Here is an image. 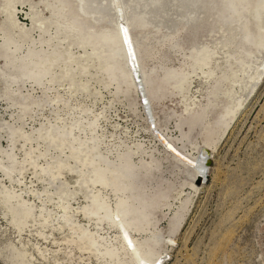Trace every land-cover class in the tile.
Returning a JSON list of instances; mask_svg holds the SVG:
<instances>
[{
	"label": "rangeland",
	"instance_id": "1",
	"mask_svg": "<svg viewBox=\"0 0 264 264\" xmlns=\"http://www.w3.org/2000/svg\"><path fill=\"white\" fill-rule=\"evenodd\" d=\"M91 1L87 0V5L85 0H0V264H117L114 252L105 260L82 255L80 243L72 240L73 232L61 219L63 212L55 208L58 199L53 193L59 182L61 190L67 187L66 191H74L75 202L69 199L72 208L85 205L78 177L66 170L74 167L85 179L89 168L78 162L88 157L92 144L98 153L97 164L123 176L114 188L122 189L128 200L125 220L130 221L132 235L142 247L165 257L161 264H264V71L258 82L244 78L250 68V76L258 72L255 67L264 57V45L259 48L264 43V28L262 36L257 29L262 19L254 20V9L264 0H202L201 7V0H160L161 6L155 0H143L142 10L139 0L133 1L135 5L132 0H127L131 4L126 0H102V4L98 0L106 12ZM116 2L124 3L123 9ZM132 5L134 8H129ZM8 7L14 10L17 24L6 20ZM145 9L165 22L151 18ZM120 21L128 25L129 34L132 32L139 66L136 82L142 84L144 96L131 86V68L121 52L117 54L120 42L115 22ZM130 27L134 28L130 31ZM86 52L90 53L87 68L79 58ZM212 52L220 65H216L215 76L204 82L194 72L200 56ZM99 63L103 68L99 69ZM212 67L211 62L203 69ZM63 68L69 76L86 82L87 88L91 86L89 94L68 92ZM248 82L255 84L252 92L234 114L228 115L232 100L246 94ZM92 93H97L96 98ZM187 107L192 110L185 112ZM70 124L84 128V134L76 130L67 134L62 141L67 149L49 142L52 130L56 143H61L63 135L57 128L67 129ZM91 125H95L92 132ZM159 132L181 152L197 156L200 148L208 151L202 184L195 186L190 168L161 145L156 135ZM76 138L88 143L79 147ZM71 144L81 150L74 154L79 160L70 159ZM42 159L51 164L49 167L61 163L62 178L51 182L53 186L32 164L42 165ZM45 190L51 196L47 207L65 226L61 231L51 222L40 225L43 220L37 194L46 199ZM30 191L33 195L28 196ZM106 195L114 209L116 197L108 191ZM84 215L79 209L73 218L87 225ZM117 236L113 230L103 233L110 246ZM121 253L120 261L131 264Z\"/></svg>",
	"mask_w": 264,
	"mask_h": 264
},
{
	"label": "bare ground",
	"instance_id": "2",
	"mask_svg": "<svg viewBox=\"0 0 264 264\" xmlns=\"http://www.w3.org/2000/svg\"><path fill=\"white\" fill-rule=\"evenodd\" d=\"M84 1V0H83ZM89 1V3L90 2H92L91 0H88ZM96 1V5H98L97 3V1L98 0H95ZM102 0H100V3H102L101 2ZM110 2L112 1V0H109ZM114 1V0H113ZM121 1V0H120ZM123 1H125V0H123ZM122 1V2H123ZM127 1V0H126ZM130 1V0H129ZM134 0H132V2H133ZM137 1V0H136ZM140 2H141V4H139V8H140V5H143V0H139ZM151 2H152V0H150ZM150 1H148V2H150ZM155 1H157L158 2V4L160 5V3H161V1L159 0H155ZM154 1V2H155ZM197 1H199V0H197ZM85 2L87 3V0H85ZM106 2V1H105ZM108 2V1H107ZM117 2H118V0H117ZM116 2V3H117ZM121 2V3H122ZM128 2V1H127ZM132 2H128L129 4H131ZM138 2V1H137ZM136 2V3H137ZM147 2V1H146ZM156 2V3H157ZM160 2V3H159ZM166 2V1H165ZM200 2V1H199ZM85 3V4H86ZM93 3V2H92ZM91 3V6L92 5H94V4H92ZM95 3V2H94ZM115 3V4H116ZM126 3V2H125ZM153 3V2H152ZM152 3H150L151 5H154V7H155V3L154 4H152ZM201 3H202V0H201V2H200V6H199V3L197 4L199 7H201ZM259 3H262V5L260 6L259 4L257 5V8L256 9H254V11H255V16H254V20L257 22V18H260V19H262V22H261V24H258V22H257V29H260L259 31V33H258V35L259 36H262L261 34H262V29L261 28H264V23H263V20H264V17H261V15L263 14L264 15V3H263V1H260ZM102 4H104V3H102ZM102 4L101 5H98L97 7H99V6H102ZM106 5H107V3H105ZM114 4V5H115ZM117 4H120V3H117ZM115 5V6H117L116 8H118V5ZM123 4L124 3H122V5L120 4V6H121V8L123 9ZM133 4H134V2H133ZM144 4H145V2H144ZM87 5H88V3H87ZM106 5H105V7H106ZM128 5V4H127ZM126 5V6H127ZM135 5V4H134ZM147 5H148V3H147ZM146 5V6H147ZM150 5V6H151ZM159 5H157L158 7H160ZM165 5V4H164ZM95 6V5H94ZM93 6V7H94ZM109 5H107V7H108ZM130 6V5H129ZM128 6V7H129ZM156 6V7H157ZM170 6V5H169ZM177 6V5H176ZM193 6V5H192ZM103 7V6H102ZM102 7L100 8V10L102 9ZM114 7V6H113ZM113 7H111L112 9H113ZM143 8L142 9H144V6H142ZM183 7V6H182ZM181 7V8H182ZM104 8V7H103ZM129 8H131V9H133L134 8V6L132 5L131 7H129ZM138 8V5H137V7H136V9ZM146 8V7H145ZM148 8V7H147ZM150 8V7H149ZM173 8H175V7H173ZM6 9V11H7V14H6V20L10 23V24H17L15 21V17H14V15H13V12H14V10L13 9H11V8H5ZM98 9V8H97ZM108 9H110V8H108ZM115 9V8H114ZM125 9H127V8H125ZM124 9V13H125V10ZM135 9V10H136ZM141 9V8H140ZM140 9H137V11L140 13V11L142 10H140ZM191 9V8H190ZM197 9H198V7H197ZM200 9V8H199ZM84 9L82 8V11H83ZM100 10H98V12H101ZM121 10V9H120ZM120 10H117V11H120ZM140 10V11H139ZM149 9H145V11H148ZM159 10V9H158ZM162 10V9H161ZM165 10V9H164ZM171 10H173V9H171ZM175 10V9H174ZM196 10V9H195ZM202 10H203V8H202ZM103 11V10H102ZM104 11L106 12V10H105V8H104ZM114 11V10H113ZM123 11V10H122ZM121 11V13L123 14V12ZM131 11V10H130ZM144 11V12H145ZM150 11V10H149ZM148 11V12H149ZM155 11V10H154ZM185 11V10H184ZM198 11V10H197ZM197 11H196V13H197ZM104 12V13H105ZM116 12V11H115ZM128 12V11H127ZM141 12H143V11H141ZM151 12V11H150ZM149 12V13H150ZM179 12V11H178ZM190 12V11H189ZM188 12V13H189ZM85 13V12H84ZM103 13V12H102ZM111 13H113L112 12V10H111ZM120 13V14H121ZM132 14H133V12H131ZM130 13V14H131ZM134 13H137V12H134ZM145 13H147V12H145ZM184 13V12H183ZM201 13V12H200ZM203 13V12H202ZM128 14V13H127ZM144 14V13H143ZM162 14V13H161ZM167 14V13H166ZM169 14V13H168ZM192 14H194V11L192 12ZM205 14V13H204ZM91 15V14H90ZM98 16H99V14H97ZM112 15H115V13H113ZM126 15V14H125ZM124 15V17L126 18V16H128V15H126L125 16ZM140 15H142L141 13H140ZM147 15H151V13L150 14H148L147 13ZM153 15H154V13H153ZM178 15H180V14H178ZM189 15V14H188ZM198 15H201V14H198ZM197 15V16H198ZM98 16H96V17H98ZM117 16H119L118 14H117ZM146 16V15H145ZM145 16H143V17H145ZM156 16V14L154 15V16H152L151 15V18L152 17H155ZM160 16V15H159ZM158 16V17H159ZM171 16H172V14H171ZM175 16V15H174ZM193 16V15H192ZM195 16H196V14H195ZM204 16V15H203ZM119 17H123V15H121V16H119ZM130 16H128L127 17V20L129 19V21H131L132 19H131V17L129 18ZM147 17V16H146ZM157 17V18H158ZM164 16H162L161 18H163ZM179 17V16H178ZM190 17H191V15H190ZM199 17V16H198ZM205 17V16H204ZM207 17V16H206ZM100 18V17H99ZM112 18H113V16H112ZM116 18V17H115ZM115 18H113V19H115ZM148 18H150L149 16H148ZM147 18V19H148ZM165 18V17H164ZM172 18V17H171ZM185 18V16L183 17V18H181V19H184ZM122 19V18H121ZM120 19V20H121ZM145 19V18H144ZM146 19V20H147ZM155 19H156V17H155ZM155 19H154V21H155ZM187 19V18H186ZM186 19H185V21H186ZM192 19H194L193 17H192ZM196 19V18H195ZM198 19V18H197ZM201 19V18H200ZM97 19H95V21H96ZM99 20H102V19H99ZM117 20V19H116ZM116 20H114V21H116ZM123 20H124V18H123ZM152 21H153V19H151ZM157 20V19H156ZM158 20H159V18H158ZM157 20V21H158ZM187 20H191V18L190 19H187ZM119 21V20H118ZM125 21H126V19H125ZM124 21V22H125ZM129 21L127 22V23H129ZM133 21V20H132ZM157 21H156V23H157ZM161 23H163V21H162V19H160L159 20ZM168 21V20H167ZM98 22V21H97ZM159 22V23H160ZM165 22V21H164ZM172 23H174L173 21H171ZM191 22H195V21H190V23ZM197 22H199L198 20H197ZM133 23V22H132ZM155 23V24H156ZM178 23V22H177ZM188 23V22H187ZM126 24V23H125ZM124 23H121V21L119 22V24H117L116 22H115V25H116V27H117V35H116V37H117V39L119 40V42H120V49L117 51V54H119L120 52H121V54L123 55V57H124V59H125V62H126V64L128 63L129 64V66H128V64H127V66L129 67V69L131 68V70H129V75H130V78H131V82H130V84H131V86L134 88V90H135V88H136V90H135V92H137L138 94H141L142 93V91H143V88L141 89V87H140V85L142 86V84L141 83H139V82H136V80H138V75H137V71H138V73H139V66H138V61H137V57H136V49H135V46L133 45L134 43H132L134 40H133V38H132V36H130L131 34H132V32H130L131 34H129V31L127 30V24L125 25ZM130 24V23H129ZM164 24H166V23H164ZM189 24V23H188ZM131 25V24H130ZM129 25V26H130ZM133 25V24H132ZM131 25V26H132ZM168 25V24H167ZM169 25H171V23H170V21H169ZM191 25V24H190ZM189 25V26H190ZM164 26V25H163ZM172 26H173V24H172ZM176 26V25H175ZM174 26V27H175ZM192 26H193V24H192ZM194 26H196V25H194ZM171 27V26H170ZM131 28L132 27H130V31H131ZM134 28V27H133ZM132 28V29H133ZM173 27H171V29H172ZM166 29H170L169 28V26H168V28H166ZM175 29V28H174ZM132 38V39H131ZM105 41H111V39H104ZM263 45H264V43H260L259 44V48L261 49H263ZM222 46V45H221ZM221 48V47H220ZM223 48H225L224 46H222V49ZM82 49V48H81ZM85 49V48H84ZM85 51H86V49H85ZM89 51H93V50H89ZM83 52V51H82ZM92 54H95L94 52H91ZM90 54V53H89ZM87 55V52H86V55L84 54V56H82V54H81V56H79V58L80 57H82L81 59V63H82V61H84L85 63H83L84 65H82V66H84L85 68H87L89 65H87V63H86V61H87V59H90V55ZM96 55V54H95ZM214 55H216L215 53H211V54H209V55H202V56H200V59H199V61H198V65H197V68H196V71L197 72H194V74L195 75H198L199 77H200V79L201 80H204V82H206L205 80H208V79H210V78H212L213 76H215V74L217 73L216 72V69L218 68V66L220 65L219 63H217V62H215V61H218V60H215V59H213L214 58ZM92 57V56H91ZM95 57V56H94ZM212 57V58H211ZM222 58V57H221ZM225 59H226V57H224ZM224 58H222V59H224ZM95 59H97V58H95ZM98 59H101L100 57L98 58ZM218 59V58H217ZM224 59V62L226 61ZM92 58H91V61L90 62H92ZM102 60V59H101ZM77 60L76 59H74L73 60V62H76ZM89 61V60H88ZM98 61V60H97ZM96 61V62H97ZM100 61V60H99ZM103 61V60H102ZM101 61V62H102ZM128 61V62H127ZM220 61V60H219ZM223 61V60H222ZM222 61H220V62H222ZM79 62V61H78ZM94 62V61H93ZM211 62L213 63V67L211 68V69H209L208 71H205L204 69H203V67H205V66H208V65H210L211 64ZM224 62H222V63H224ZM80 63V62H79ZM80 63V64H81ZM76 64V63H75ZM90 64V63H89ZM94 64V63H93ZM102 65H100V63L98 64V65H100V67H99V69L100 68H103V63H101ZM91 65V64H90ZM95 65H96V63H95ZM216 65H218V66H216ZM214 66H216V68H214ZM91 68H95V67H92V66H90ZM255 68H258L259 70H258V72L256 73L257 74V76H253L252 77V73H251V76L248 74L249 73V71H251V69L252 68H250L249 69V71L248 72H246L245 73V77L244 78H247L248 80H250L249 82L251 83V80L253 79H255V80H257V82H258V80H259V78L261 77V73H263V71H264V57L260 60V62L259 63H257V65H256V67ZM95 70V69H94ZM93 70V71H94ZM253 70H255L254 69V67H253ZM257 70V69H256ZM255 70V71H256ZM96 71V70H95ZM140 71H141V69H140ZM89 73V72H88ZM80 74H81V72H80ZM87 74V73H86ZM94 74V73H93ZM96 74V73H95ZM98 74V73H97ZM140 75H141V78H142V81L140 80V82H142L143 83V74H142V71L140 72ZM247 75H249V76H247ZM87 76V75H86ZM90 75H88V77H89ZM92 77V76H91ZM94 77V76H93ZM62 78L64 79V81L65 80H67V81H65V83L67 82V85L68 86H66V87H68V89H67V91L68 92H70V93H76V92H88L87 91V89L89 88V87H91V86H89L88 88H87V85L85 84L86 82H80L81 80H79L80 78H78V79H75V77L74 76H69L68 75V73H67V71H66V68H63L62 69ZM86 78V77H85ZM95 78V77H94ZM140 78V79H141ZM97 79H98V77H97ZM94 80H96V79H94ZM186 80V79H185ZM245 80V79H244ZM248 80H246V81H248ZM92 81V80H91ZM97 81H99V80H97ZM139 81V80H138ZM184 82H187V81H184ZM248 82V83H249ZM63 83V82H62ZM188 83V82H187ZM247 83V82H246ZM250 83L247 85V89H246V86H245V90H246V94L245 93H242V94H244V95H242V98H241V96L240 95H237V97L236 98H234L233 100H232V103H231V105L228 107V111H227V113H228V115H230L231 116V114H234V112L237 110V109H239V107H241V105L243 104V102L245 101V99H247V96H248V94L250 93V92H252V90H253V88L255 87V84H252V85H250ZM99 84V83H98ZM257 84V83H256ZM143 85H144V83H143ZM243 85H241L242 87H243ZM95 86H97V83H96V85ZM60 87H61V85H60ZM98 87V86H97ZM138 87H140V88H138ZM242 87L240 88L241 90H243L242 89ZM62 88H63V86H62ZM65 88V87H64ZM65 89V90H66ZM70 89V90H69ZM92 89H94V88H92ZM98 89V88H97ZM63 90V89H62ZM95 90V89H94ZM93 90V91H94ZM99 90V89H98ZM97 90V91H98ZM102 90V89H101ZM91 91V90H90ZM93 91H91V92H93ZM60 92H62V91H60ZM95 92V91H94ZM242 92V91H241ZM75 93L73 94V95H75ZM99 93H100V91H99ZM98 93V94H99ZM65 94V93H64ZM67 94H69V93H67ZM87 94V93H86ZM88 94H89V92H88ZM93 94V93H92ZM93 95H95V94H93ZM96 95H97V93H96ZM96 95H95V97L94 98H96ZM103 95V94H102ZM68 96H72V95H68ZM79 96H80V93H79ZM78 96V97H79ZM141 96H144V95H142L141 94ZM88 97H89V95H88ZM74 98V97H73ZM83 98H85V97H83ZM87 98V97H86ZM92 98V97H91ZM99 98V97H98ZM97 98V99H98ZM101 98V97H100ZM105 98V97H104ZM75 99V98H74ZM78 99V98H77ZM88 99V98H87ZM79 100V99H78ZM86 100V99H85ZM99 100V99H98ZM144 100H145V98H144ZM77 101V100H76ZM91 101H92V99H91ZM93 101H94V99H93ZM67 102V101H66ZM73 103H74V101H72ZM80 102V101H79ZM78 102V103H79ZM102 102V101H101ZM78 103H76V104H78ZM90 103V102H89ZM98 103H100V101L98 102ZM103 103V102H102ZM82 104V103H81ZM83 104H85V102L83 101ZM96 104V103H95ZM80 105V104H79ZM78 105H76V107H77ZM81 106V105H80ZM86 106H87V104H86ZM91 106H92V104H91ZM95 106V105H94ZM100 106V105H99ZM82 107V106H81ZM80 107V108H81ZM85 107V106H84ZM189 107H191V105H189ZM189 107H187L186 108V110H185V112H190V110H192L191 108L189 109ZM78 108V107H77ZM91 108V107H90ZM82 109H83V107L81 108V110L80 111H82ZM88 109V108H87ZM86 109V110H87ZM145 109H146V112L148 113V115H149V110H148V108H147V105L145 104ZM89 111V110H88ZM85 112V111H84ZM67 115V114H66ZM228 115H226V116H223V119H225V118H227L228 117ZM65 116V115H64ZM58 117H56V119H57ZM77 118H79V116L77 117ZM61 118H59L58 120H60ZM97 119V118H96ZM57 120V121H58ZM62 120V119H61ZM77 120V119H76ZM79 120V119H78ZM61 122V121H60ZM77 122V123H76ZM74 123V122H73ZM75 123L76 124H78V121H75ZM94 123V122H93ZM92 123V124H93ZM152 123V122H151ZM59 124V123H58ZM64 124V123H63ZM62 123H61V125H63ZM76 124H73V125H67L68 127H67V129H65V128H63L61 125L57 128V130L59 131H61L62 132V135H63V137L62 138H60V141H61V143H56V137L55 136H53L52 135V133H51V131H49L50 133H49V137H48V140H49V142H53V143H55V145L57 146V148L59 147H65V146H63V142L62 141H64V139H65V136L67 135V134H70L71 133V131L72 130H76L77 132L79 131H83L82 129H84V128H82V127H80L79 125L77 126ZM66 125V124H65ZM56 126H57V124H56ZM92 126L93 125H91V127H88V128H90V132H92L91 130H92ZM65 127V126H64ZM95 127V125L93 126V128ZM65 129V130H64ZM95 129V128H94ZM85 132H87V131H85ZM94 133V132H93ZM161 132H159V133H157L156 135H157V137L159 138V140L162 142L161 143V145L162 146H166V150L168 151V152H170L171 154H172V156L174 157V159L177 161V162H179L180 164H182V165H184V166H187L188 168H190V172H191V180L194 182V180H195V178H196V176H199V177H201L202 178V180L204 181V179H205V175H206V171H207V165H208V161H207V157H208V151L207 150H204V149H199L198 151H197V156H193L192 154H189V153H186V152H181V151H179V150H177L176 148H174L166 139H163L162 137H164L165 138V136H164V134H160ZM83 134H84V131H83ZM98 135V134H97ZM163 140H162V139ZM98 139V138H97ZM78 143H77V145H79V147H80V145L82 144V143H88V141H83V140H79V138H76L75 139ZM101 141V140H100ZM99 141V142H100ZM48 142V141H47ZM48 142V143H49ZM90 142V141H89ZM49 144H51L52 145V143H49ZM55 145H54V147H55ZM76 145V144H75ZM76 145V146H77ZM50 146V145H49ZM91 146V147H90ZM89 147H90V151H88V153H89V155H88V157L86 158H84V160H83V162H78V163H80V166H84V164H86L87 166H88V170H89V175L84 179L83 177H85L84 176V174L81 172V171H76V168H74V167H68L67 168V173H69V174H74V175H76L77 177H78V181H77V187H79V189L81 190V193H82V198H83V200L85 201V205L82 207V205L80 206H77V208H72V206L70 205V198H72L73 199V194H74V191H66L68 188L66 187L65 189H64V191L63 190H61V186H63L62 185V182L60 183L59 181V179H61L62 178V174H63V172H62V170H61V163L59 162V164L57 163V165H56V167L54 166V167H49V165H51V164H49L48 165V163H46V162H44V158L45 157H43L42 156V160H43V162H44V164H42V165H40V164H37V162L35 163L34 161H32V164L34 165V168L36 169H38V170H36L37 172H39L40 174H41V176L42 177H44L45 178V181L48 183V184H51V182H56V181H58L59 183L57 184L58 185V187H57V185H56V187H57V192L56 193H53L55 196H56V198L58 199V205H57V207H55V208H57L58 210H61L62 212H63V217L61 218L62 220H63V222H64V224L65 225H67L68 227H69V230L70 231H72L73 232V236H71V238H72V240H74V241H77V242H79L80 244H79V250H80V252H81V254L82 255H94V256H96V257H98V256H100L101 258H99V259H103V260H105V258H107V259H110L111 258V256H112V253L114 252L115 253V255H116V258H117V264H124V262H122V261H120V259H119V253L120 252H122L121 254L125 257V258H127V259H129L132 263L131 264H161L164 260H165V257H162V255H159V254H157V253H155L154 251H152L151 249H149V248H146V247H142L141 246V244L135 239V237L132 235V227H131V223H130V221L129 220H125L126 219V216H127V212H126V210H125V208H126V205L128 204V200H127V198H126V196H125V194H124V192H123V190L122 189H119V188H117V187H115L114 188V186H116L117 185V183L119 182L120 184H121V182H122V175L120 174V172H118V171H116V170H112V169H108V168H106V167H102V166H99L98 164H97V161H96V156H97V150H95V146L92 144V145H90ZM79 147H74L73 146V144H71L70 145V152H72L71 153V155H73L72 156V158H71V156H70V159H73V160H79V158H75L74 157V154H76L75 152H78V154H79V151L81 152V150H79ZM86 147V146H85ZM66 148V147H65ZM77 148H78V150H77ZM84 148V147H83ZM87 148V147H86ZM67 149V148H66ZM96 149H97V146H96ZM207 149V148H206ZM86 150H88V149H86ZM59 151H60V149H59ZM62 151V150H61ZM99 151V150H98ZM85 152V151H84ZM83 152V153H84ZM57 153H58V150H57ZM86 154H87V151L85 152ZM175 153V154H174ZM59 154V153H58ZM91 154V155H90ZM45 155L47 156V153H45ZM54 156V155H53ZM64 156V155H63ZM67 156V155H66ZM81 156V155H80ZM85 156V155H84ZM179 156L180 157H183L184 159H186V160H188L191 164H187L186 162H184L183 160H181L180 158H179ZM48 157V156H47ZM52 156H49V158H51ZM69 157V156H68ZM67 157V158H68ZM77 157H79V155L77 156ZM82 157H83V155H82ZM40 158V157H39ZM49 158H47V159H49ZM53 158V157H52ZM55 158L57 159V157H54V161L55 162H57L56 160H55ZM66 158V159H67ZM38 159V158H37ZM61 159V158H60ZM81 159V161H82V158H80ZM58 160V159H57ZM68 160V159H67ZM39 161V160H38ZM49 161V160H48ZM51 161V160H50ZM61 161V160H60ZM64 161V160H63ZM62 161V162H63ZM66 162V161H65ZM68 162V161H67ZM52 163V165L54 164L53 162H51ZM63 164H64V162H63ZM76 164H77V162H76ZM65 165L66 164H64V167H65ZM63 166V165H62ZM73 166V165H72ZM75 167L77 166V165H74ZM80 166H78V167H80ZM86 166V167H87ZM49 168H51V170L49 169ZM75 169V170H74ZM78 169V168H77ZM82 169V168H81ZM81 169H79V170H81ZM87 170V171H88ZM87 171H85V172H87ZM84 172V171H83ZM86 175V174H85ZM75 176V177H76ZM189 176V175H188ZM112 181H116V183H114V184H112ZM203 183V182H202ZM201 183V184H202ZM81 185L83 186V188H81ZM51 186H53L52 184H51ZM55 186V185H54ZM195 186H199V185H195ZM56 187H53V188H56ZM55 191H56V189H55ZM110 192V193H112L115 197H116V201H115V207H114V209H111L112 207H111V205L108 203V199H107V196L108 195H106V192ZM62 192H68V195L67 196H65V197H63V196H61V193ZM44 193L46 194V199H42L41 198V196H40V194H37V197H38V199H39V202H40V204H39V206H38V209H39V211H40V213H39V216L41 217V219L43 220V223L41 224L40 223V225L41 226H43V224H47V223H49V222H51V223H54V226L56 227V229L58 230V231H61L65 226L63 225V224H60L61 223V221H60V219H59V216H57L56 214H55V212H52L48 207H47V201H49L50 200V198H51V196H50V194H47V190H45L44 191ZM105 193V194H104ZM32 194V191H30V192H27V195L29 196V195H31ZM33 195V194H32ZM76 195V194H75ZM76 197V196H75ZM21 200H20V202L21 203H23L25 206H28V202L27 201H24L22 198H20ZM73 201H74V199H73ZM75 202V201H74ZM29 204H30V202H29ZM76 204V203H75ZM83 210V212H84V214H86V215H84V218L87 220V225H81V224H78V222L76 221V220H74V214L76 213V211H78V210ZM103 223H104V225L106 224V227H104L103 226ZM110 230H113L114 232H116L117 233V237H116V239H117V241L115 242V244L113 245V246H110L109 245V243L107 242V241H105L106 239L103 237V233H105L106 232V235H107V232L108 231H110ZM102 234V235H101ZM99 239H101L103 242L101 243V244H99L97 241L99 240ZM111 244V243H110ZM113 248V250H111ZM38 250V249H37ZM38 253H39V255H40V257L42 258V259H45V256H44V253L43 252H41L40 250H38ZM23 255L24 256H26V254L25 253H23ZM22 255V256H23ZM23 256V257H24ZM101 261V260H100ZM109 262H110V260H108ZM105 262V261H104ZM26 264V263H25ZM111 264V263H110Z\"/></svg>",
	"mask_w": 264,
	"mask_h": 264
},
{
	"label": "water",
	"instance_id": "3",
	"mask_svg": "<svg viewBox=\"0 0 264 264\" xmlns=\"http://www.w3.org/2000/svg\"><path fill=\"white\" fill-rule=\"evenodd\" d=\"M174 154H175V153H174ZM179 158H180L181 160H183L184 162H186L187 164H191L188 160L184 159L183 157H180V156H179ZM202 182H203L202 178L199 177V176H196V178H195V180H194V184H195V185H200Z\"/></svg>",
	"mask_w": 264,
	"mask_h": 264
}]
</instances>
